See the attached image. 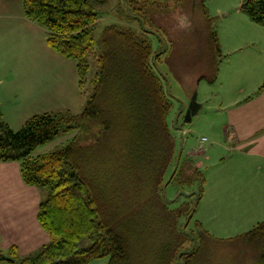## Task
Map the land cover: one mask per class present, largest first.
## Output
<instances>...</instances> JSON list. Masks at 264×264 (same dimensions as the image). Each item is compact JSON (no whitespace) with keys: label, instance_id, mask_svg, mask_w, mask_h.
<instances>
[{"label":"trees","instance_id":"16d2710c","mask_svg":"<svg viewBox=\"0 0 264 264\" xmlns=\"http://www.w3.org/2000/svg\"><path fill=\"white\" fill-rule=\"evenodd\" d=\"M143 1L124 0L129 9L140 12L133 17L140 31L109 24L97 42L99 7L107 0H23L27 19L48 30V46L76 61L81 88L90 61L98 63L100 71L92 81L95 93L82 113L36 115L18 132L0 121V160L20 161L25 184L48 192L37 218L49 237L48 244L26 257L16 247L7 253L0 250V261L89 264L108 257L109 264H197L199 239L218 240L202 231L198 221L199 237L189 230L205 177L194 160L178 154L175 103L159 70V63L177 52H168L159 29L150 30L154 23L149 14L158 10L197 15L201 10L210 34L209 50L219 55L215 21L208 15L206 0H183L168 7L163 2L171 0ZM240 10L264 25V0H244ZM153 39L160 44L157 52ZM212 54L199 52L201 69L206 63L214 73L200 79L211 83L219 74ZM175 58L174 70L181 74L184 59ZM71 131L78 135L64 149L31 157L41 145ZM171 185L199 194L184 195L192 202L172 208L182 197L167 199ZM234 239L258 248L264 263V222ZM84 240L92 244L81 247Z\"/></svg>","mask_w":264,"mask_h":264},{"label":"rangeland","instance_id":"374dc122","mask_svg":"<svg viewBox=\"0 0 264 264\" xmlns=\"http://www.w3.org/2000/svg\"><path fill=\"white\" fill-rule=\"evenodd\" d=\"M139 2L143 3L144 1L139 0ZM182 2L183 0L164 1L163 6L168 7ZM243 2L244 0H206L208 15L214 19L215 30L219 35V55L212 54V50H209L212 46L209 43L210 34L206 29L207 21L201 10L197 12V15L190 13L189 15L177 13L171 15V12L158 10L154 11V14H149L150 20L154 23L150 30L159 29L168 52H177L172 54L170 60L159 63V70L165 76L164 79L173 102L182 105L177 117L179 128L173 130L177 137L178 154L181 153L186 157L184 155L186 151L195 153L196 159L203 162V167L200 170L205 177L211 175L215 162H219L221 158L229 154L220 146V144H225L222 141V125L226 121L224 110L228 107L231 98L242 97L243 94H240L242 89L248 91L250 86L246 81L253 76L254 68H260L258 64L261 63V61L257 62L255 55L264 60V56H262L264 53V25L254 24L255 22L247 14L241 12ZM99 11L102 16L95 31L97 42L101 39L104 28L109 24L116 23L140 31L139 20L133 19V17H139L140 12H133L125 5L124 0H107L105 5L99 7ZM2 20L4 19H0V22ZM2 23L10 25V22L6 21ZM43 29L46 34L40 35V39L48 52L43 50L42 44H39L40 46L35 45L30 52L7 53L0 59V79H3L0 84V121L7 123L15 132L20 131L26 122L36 115L67 112L80 114L95 93L92 81L100 71L99 64L90 61L86 83L81 88L75 70L76 61L55 53L46 43L48 30ZM254 40L259 41L257 46L252 45ZM154 46L156 52L160 50L157 40H154ZM244 46H250L254 53L253 58L248 59L251 65L232 69L230 64L237 63L239 55L231 52ZM97 51H99V47H97ZM205 51L212 54V60L218 64L219 69L223 68V74L213 83L207 79H200L202 76L213 77L214 75L212 66L206 63L205 68L201 69L199 52L203 55ZM244 51L247 52V49ZM175 57L184 59V62L181 63L184 64L180 68L181 74H176L174 70V66L178 63ZM195 92L198 103L204 107L193 117L191 123H185L186 111ZM174 115L175 112L173 118ZM184 129L190 132L183 135L182 130ZM77 135L78 131L61 132L55 139L37 148L31 157L35 158L64 149ZM86 137L87 134H85ZM202 137L209 140L205 144V152L206 156H211V160L206 163L197 144ZM16 162L21 165L20 161ZM13 169L14 166H11L7 171L12 173ZM5 172L0 171V175ZM5 184L2 185L6 186ZM34 188L39 191L42 203L48 196L47 190L40 187ZM185 193L187 192L178 191L173 185L168 187L166 190L167 199L174 201L177 197H182L178 203L171 205L172 208L185 202H192V200L186 199ZM196 209L189 230H193L195 236L199 237L197 234L199 231L195 228V223L198 221L202 223V231H207L218 239H206L202 243L199 239L202 251L197 264H264L258 248L245 241L234 239L252 230L257 224V217L222 212L225 210V206L211 204L208 197L201 199ZM218 211L219 213H217ZM185 220H182L181 223H184ZM91 244L90 241L84 240L81 247L87 248ZM40 249L41 247L35 249L36 251L33 253ZM19 255L21 256V254ZM109 262L110 259L107 257L94 260L89 264H109Z\"/></svg>","mask_w":264,"mask_h":264},{"label":"crops","instance_id":"0c3cea01","mask_svg":"<svg viewBox=\"0 0 264 264\" xmlns=\"http://www.w3.org/2000/svg\"><path fill=\"white\" fill-rule=\"evenodd\" d=\"M0 19H4L2 22H10V25L0 22V59L7 53L30 52L39 44L47 51L40 39V35L46 34L44 27L27 19L23 0H0ZM258 42L254 40L252 45L257 46ZM244 47L231 52L239 55L238 62L230 64L232 69L250 64L248 59H252L254 53L250 46ZM255 57L257 62L261 61L258 64L260 68H254L253 76L246 81L250 86L248 91L242 89V97L231 98L224 110L226 121L222 125V141L225 144L220 146L229 154L215 162V166L213 164L210 176L204 175L202 199L208 197L211 204L224 205L225 210L222 212L227 214L253 215L257 217V226L264 222V216H260L264 215V88L260 90L264 85V60ZM75 67L77 72V64ZM222 74L223 68L219 69L218 77ZM2 82L3 79H0V84ZM181 106L175 104L174 121L177 120ZM183 131L187 130H182V134ZM202 138L197 144L206 163L211 160V156H206L205 152V144L209 140L203 143ZM184 155L194 160L198 169L203 167V162L197 160L192 151H186ZM11 166H14V172L9 173L7 170ZM0 171H6L0 175V250L7 253L16 247L21 257L32 255L35 249L49 242L37 218L41 204L39 191L25 184L21 165L16 161L0 160ZM0 264L8 263L0 261Z\"/></svg>","mask_w":264,"mask_h":264},{"label":"water","instance_id":"95a60500","mask_svg":"<svg viewBox=\"0 0 264 264\" xmlns=\"http://www.w3.org/2000/svg\"><path fill=\"white\" fill-rule=\"evenodd\" d=\"M202 108H203V105L198 103V101H197V93L195 92L193 94L192 98H191L189 107H188V109L186 111L185 123H191L193 117L196 116ZM175 125L177 126V120L175 121ZM194 194L198 195L199 193L198 192L185 193L186 196H192Z\"/></svg>","mask_w":264,"mask_h":264},{"label":"built area","instance_id":"2783aa9c","mask_svg":"<svg viewBox=\"0 0 264 264\" xmlns=\"http://www.w3.org/2000/svg\"><path fill=\"white\" fill-rule=\"evenodd\" d=\"M202 142H207V138H202Z\"/></svg>","mask_w":264,"mask_h":264}]
</instances>
